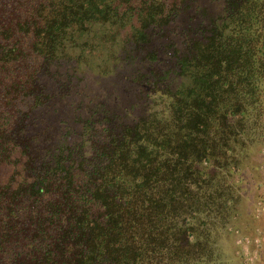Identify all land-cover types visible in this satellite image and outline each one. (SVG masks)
Instances as JSON below:
<instances>
[{"label":"trees","instance_id":"16d2710c","mask_svg":"<svg viewBox=\"0 0 264 264\" xmlns=\"http://www.w3.org/2000/svg\"><path fill=\"white\" fill-rule=\"evenodd\" d=\"M95 38L133 69L134 104L162 106L126 121L88 101L56 130L64 65ZM257 144L264 0H0V264H221Z\"/></svg>","mask_w":264,"mask_h":264},{"label":"rangeland","instance_id":"374dc122","mask_svg":"<svg viewBox=\"0 0 264 264\" xmlns=\"http://www.w3.org/2000/svg\"><path fill=\"white\" fill-rule=\"evenodd\" d=\"M124 38L125 34L121 32L116 40ZM93 42L99 44L85 52V61H77L78 51L73 49L75 55L64 65V69L72 75L74 86L69 90V95L59 100L49 112L55 129L61 128V120L66 119V115L73 110L89 112L93 106L88 101H100L112 107L117 104L120 111L128 108L129 113L124 116L126 121L139 117L151 107L152 111H159L162 104L154 106V97L148 100L150 106L148 104L146 108L142 107L145 105L143 103L134 104L135 98L142 97L138 96L142 86L137 79L134 80L136 76L132 68L119 67L113 62V57L105 62L106 55L111 53L109 43L112 42L108 41L104 48H100V39L95 38ZM143 63L138 62L136 67ZM152 66H158V63H150L148 67ZM181 82L186 81L178 78L173 86H179ZM261 146L254 145V152L241 160L239 173L233 180L234 210L227 222V229L214 239L215 256L221 264H264V146Z\"/></svg>","mask_w":264,"mask_h":264}]
</instances>
